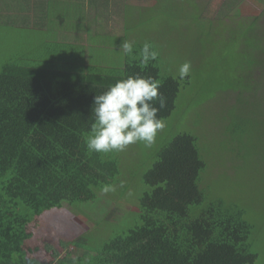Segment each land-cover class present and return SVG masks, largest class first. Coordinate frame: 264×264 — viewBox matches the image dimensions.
<instances>
[{
    "label": "trees",
    "instance_id": "obj_1",
    "mask_svg": "<svg viewBox=\"0 0 264 264\" xmlns=\"http://www.w3.org/2000/svg\"><path fill=\"white\" fill-rule=\"evenodd\" d=\"M42 1L36 4L40 7L37 18L45 21L46 29L52 23L46 10L55 0H45L40 6ZM56 1L63 6L79 2ZM232 6L228 3L219 8L213 17H207V8H203L195 22L198 38L214 34L217 22L227 17ZM258 23L252 19L234 29L224 28L227 45L232 51L236 47L235 64L219 79L223 85L226 80L225 90L244 108L254 102L257 89L251 87L252 81L264 78V25ZM59 40L37 59L17 56L0 69V239L10 245L15 244L13 225L22 216L50 213L59 204L74 209L97 200L105 186L119 183L121 152L90 153L85 146L95 94L125 75H150L162 82L160 92L167 104L158 115L165 121L190 80L189 76L179 81L174 79L176 75H163L160 52L152 41L148 42L158 57L142 68L138 53L143 44L136 43L134 54L124 55L122 65L116 67L113 65L121 64V59L105 65L92 56L88 62L87 46L82 45L84 51L67 52L64 39ZM205 170L197 139L188 134L175 136L144 173L146 190L139 197L138 225L92 253L83 249L86 235L78 233L70 245L76 252L84 251L62 258L54 251V264H259L261 255L253 249L255 226L246 219V212L222 200L203 207L207 196L200 182ZM49 248L45 246L46 251Z\"/></svg>",
    "mask_w": 264,
    "mask_h": 264
},
{
    "label": "rangeland",
    "instance_id": "obj_2",
    "mask_svg": "<svg viewBox=\"0 0 264 264\" xmlns=\"http://www.w3.org/2000/svg\"><path fill=\"white\" fill-rule=\"evenodd\" d=\"M78 1L77 6L76 2H66L64 6L56 0L50 2L53 6L46 12L52 23L45 29V21H40V25L31 22L27 5L16 9L20 3L0 0V69L17 56L39 58L50 45L51 50L55 48L60 37L67 52L84 51L87 46L90 50L86 60L91 62L94 56L97 63L105 65L122 60L124 55L119 46L123 40L133 41L134 45L152 41L160 52L163 75L175 76L182 63L190 62L189 84L180 90L176 109L164 121L166 127L158 133L151 148L140 143L119 153L121 177L113 186L114 191L101 192L100 201L98 197L75 205L74 209L59 204L52 206L55 210L50 213L31 212L22 216L13 225L15 244L0 239V264L31 260L54 264V251L60 258L70 252L72 255L84 250L96 252L105 241L138 225L139 197L146 190L144 173L154 163L157 152L179 134L197 139L201 159L206 164L200 182V189L207 196L203 207L220 200L227 206H240L246 219L255 226L253 249L261 255L258 263L264 264V78L259 81L255 77L252 81L251 87L256 85L257 91L254 102L245 108L233 93L225 90L226 80L223 85L219 79L235 64L236 47L232 51L227 45L224 28L234 29L252 19L264 25V0ZM228 3L233 6L227 17L217 22L218 30L198 38L195 27L198 13L206 7L207 17H213ZM12 10L26 16L28 13L29 17L23 18ZM122 62L113 66L120 67ZM239 123L242 126L237 129ZM78 233L86 235L87 244L83 251L76 252L70 243ZM47 245L49 251L45 249Z\"/></svg>",
    "mask_w": 264,
    "mask_h": 264
},
{
    "label": "clouds",
    "instance_id": "obj_3",
    "mask_svg": "<svg viewBox=\"0 0 264 264\" xmlns=\"http://www.w3.org/2000/svg\"><path fill=\"white\" fill-rule=\"evenodd\" d=\"M119 47L125 56L134 54L133 41L123 40ZM158 54L150 42H145L138 53L141 67L147 68ZM190 70V62L185 61L178 67L174 79L183 81ZM161 86L160 80L136 73L123 76L95 94L91 106L93 122L85 137L87 151L123 152L129 145L140 143L151 148L158 133L166 127L158 115L167 104V98L160 92ZM114 190L110 186L102 189L104 193Z\"/></svg>",
    "mask_w": 264,
    "mask_h": 264
},
{
    "label": "crops",
    "instance_id": "obj_4",
    "mask_svg": "<svg viewBox=\"0 0 264 264\" xmlns=\"http://www.w3.org/2000/svg\"><path fill=\"white\" fill-rule=\"evenodd\" d=\"M14 1L15 2L17 1V3L21 4L20 7H16V9L21 8L22 5H25V6L27 5L26 7H28L30 9L29 13L31 14V22L32 23H38V24L40 23V21L37 18V10H36L37 8H40L36 5L38 2H40V0H14ZM44 1H42L39 5L41 6ZM70 1H72V0H70ZM11 2H13V0H11ZM68 2H69V0H68ZM11 12H14V14H17L19 16H22V15L26 16V14L21 15V13L17 12L16 10H12ZM4 16H6L5 13H4ZM33 27H35V26L33 25Z\"/></svg>",
    "mask_w": 264,
    "mask_h": 264
}]
</instances>
